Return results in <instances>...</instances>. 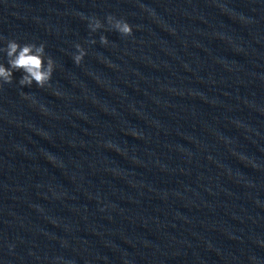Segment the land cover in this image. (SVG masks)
Masks as SVG:
<instances>
[{"label": "clouds", "instance_id": "obj_1", "mask_svg": "<svg viewBox=\"0 0 264 264\" xmlns=\"http://www.w3.org/2000/svg\"><path fill=\"white\" fill-rule=\"evenodd\" d=\"M107 23L111 29L117 31L122 36L132 35V26L123 18L117 19L109 15ZM88 27L92 32H95L104 27V25L99 19L92 17ZM91 43H95V40L91 41ZM100 43L107 45L109 41L107 37L101 36ZM75 47L77 54L74 55L73 59L79 65L87 53L80 44H76ZM7 56L10 58V67L5 68L3 65H0V78H2L3 83L12 82L13 70H23L24 75L19 81L20 85L31 86L35 82L38 87L44 88L49 84L55 69V62L50 56L46 57L45 45L43 43L38 46L32 43H26L21 46L17 41L11 40L8 43Z\"/></svg>", "mask_w": 264, "mask_h": 264}]
</instances>
